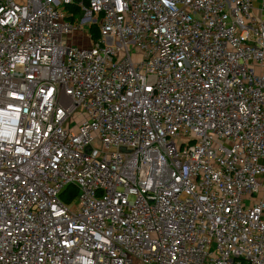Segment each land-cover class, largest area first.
<instances>
[{"label": "built area", "instance_id": "built-area-1", "mask_svg": "<svg viewBox=\"0 0 264 264\" xmlns=\"http://www.w3.org/2000/svg\"><path fill=\"white\" fill-rule=\"evenodd\" d=\"M263 66L264 0H0V264H264Z\"/></svg>", "mask_w": 264, "mask_h": 264}, {"label": "rangeland", "instance_id": "rangeland-1", "mask_svg": "<svg viewBox=\"0 0 264 264\" xmlns=\"http://www.w3.org/2000/svg\"><path fill=\"white\" fill-rule=\"evenodd\" d=\"M76 15L80 16L81 13L77 11ZM89 31H90V33H91V35H92L93 37H95V36L98 35V27H97L96 25H93V26L90 28ZM73 38L75 39V40H73V42L79 44V42L77 41V40H79L78 37H73ZM84 43H85V46L88 45V43H87L86 41H84ZM73 193H74L73 197H71L69 200H67V201L65 202L66 206L69 207L72 211L75 210V207H76V205H77V194H78L76 190H74ZM205 264H209V263L207 262V263H205Z\"/></svg>", "mask_w": 264, "mask_h": 264}, {"label": "trees", "instance_id": "trees-1", "mask_svg": "<svg viewBox=\"0 0 264 264\" xmlns=\"http://www.w3.org/2000/svg\"><path fill=\"white\" fill-rule=\"evenodd\" d=\"M96 37V36H95ZM74 188L73 187H68V189L66 190V192L67 191H69V193L71 192V196H72V194L74 195ZM66 192H64V194L66 193ZM64 194H62V198H63V200H67V198L65 199V195Z\"/></svg>", "mask_w": 264, "mask_h": 264}, {"label": "crops", "instance_id": "crops-1", "mask_svg": "<svg viewBox=\"0 0 264 264\" xmlns=\"http://www.w3.org/2000/svg\"><path fill=\"white\" fill-rule=\"evenodd\" d=\"M259 70H264V66L263 67H259ZM257 197L264 199V191L263 190L259 191V193L257 194Z\"/></svg>", "mask_w": 264, "mask_h": 264}]
</instances>
